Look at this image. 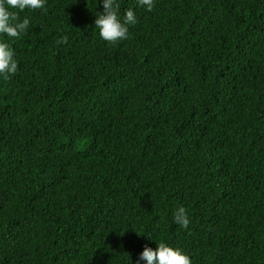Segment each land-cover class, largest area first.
I'll return each mask as SVG.
<instances>
[{"label":"trees","instance_id":"obj_1","mask_svg":"<svg viewBox=\"0 0 264 264\" xmlns=\"http://www.w3.org/2000/svg\"><path fill=\"white\" fill-rule=\"evenodd\" d=\"M118 2L138 23L116 44L98 0L19 14L0 264H135L159 242L193 264H264V0Z\"/></svg>","mask_w":264,"mask_h":264},{"label":"clouds","instance_id":"obj_2","mask_svg":"<svg viewBox=\"0 0 264 264\" xmlns=\"http://www.w3.org/2000/svg\"><path fill=\"white\" fill-rule=\"evenodd\" d=\"M48 0H0V78L9 80L19 71V62L16 50L11 41L26 34L30 21L28 18L20 20L19 14L25 10H44ZM103 11L96 15L95 27L99 29L102 40L111 44L122 42L129 38V26L138 23L134 10L126 9L121 18L120 3L118 0H98ZM138 6L146 11H153L156 0H138ZM57 43L67 44L68 37L64 36ZM173 222L183 229L191 224L190 214L184 206H179L173 212ZM149 239H153L148 235ZM155 249L145 246L135 261V264H193L191 257L181 248L165 242L157 243Z\"/></svg>","mask_w":264,"mask_h":264}]
</instances>
